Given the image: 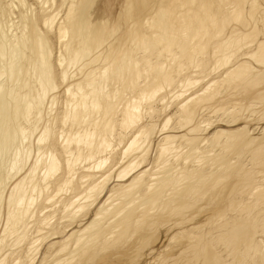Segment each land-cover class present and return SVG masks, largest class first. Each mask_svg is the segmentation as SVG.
I'll use <instances>...</instances> for the list:
<instances>
[{"label":"bare ground","instance_id":"obj_1","mask_svg":"<svg viewBox=\"0 0 264 264\" xmlns=\"http://www.w3.org/2000/svg\"><path fill=\"white\" fill-rule=\"evenodd\" d=\"M46 3L22 27L18 77L46 90L4 181L0 264H264V0Z\"/></svg>","mask_w":264,"mask_h":264},{"label":"rangeland","instance_id":"obj_2","mask_svg":"<svg viewBox=\"0 0 264 264\" xmlns=\"http://www.w3.org/2000/svg\"><path fill=\"white\" fill-rule=\"evenodd\" d=\"M12 1H13V0H6V2H5V0H3V1L0 0V5H1L0 8L2 7V8L0 9V12H2V14H0V29H1V30H0V37H2L3 32H4V34H7V36L5 35V36L7 37V38H5L6 40H4V37H5V36L3 35L4 37L1 38V42H0V50H2V51H0V56H1V57H0V60L2 61V60H3V57L7 55V56H6V59H5V57H4L5 61L3 60L4 62L2 61V63H0V64H1V65H0V71H1L0 76L4 75L3 77H0V78L2 79V80L0 79V80H1V83H0L1 85H0V87H2V89H3V91H2V89L0 88V89H1L0 95H1V97H5V99L9 98V99L6 100V102H8V104H7L8 108H6V109H9V110H10V108H11V112H10V111L8 112V111L4 110L3 115H2V111H1V113H0V115H1V117H2V119L0 118V119H1V121H0V123H1L0 126H3V127H0V130H1V131H0V142H1V144H0V148H1V149H0V150H1V151H0V157H1V159H0V160L3 159V160L0 162V163H1V164H0V168H2V169L0 170V171H1V172H0V176H2V178H3V182H4V181H8V183L6 182L7 184H10L11 179H12V181H11V183H12V182L15 181V180H13V179H18V178H16V177H20V175H21V174H19L20 172H19L18 174H16L17 170L19 171L18 166H19V165H24V164H23L24 162L26 163V158H29L28 155H30V158H31V155H32V152H31V151H33V147H32V146H33V143H32V142H33V137H32V135H30L29 130H25V131H24V133L27 134V135H24V133H23V134H20V133H18V132L20 131V129H21L20 127H22V126H24V127H25V126L28 127L32 122H34V123H35V122H36V123L39 122L38 120L41 119V116H40V115L42 114L41 112H42V110H43V107H41V106H43V104L40 103V106L37 107V106L39 105L38 101H40V100H39V98H38V101L35 102V103H33V101H34L33 98H34V95H35V96H38V94H39L38 97H43V94H44V93H42V92H45L44 90H46V86H44L45 84L42 83L41 81H38V82H40L39 85L41 84V85L39 86L38 84H36V83H38V82H37L36 79H34V78H32L31 81H26V82L24 81L23 76H21V78L19 79V77H20V75H21V72H22L23 69H24L23 67L25 66V65H24L25 63H23V61H24L23 59H26V55H27V50L24 49V47H23V42H22L23 30H24V28H25L24 26L26 25V21H25V18H24V17H27V15H26L27 12H26L25 10L28 9V8H26V6H27V7H29V6H33V7H34V4H35V7H36V6L40 7V5L42 4V2H43V4H42L41 6L47 4L48 2L46 3V1H49V0H45V1H44V0H40V1H39V0H36V1H35V0H24V1H23V0H20V1H19V0H14V1H18V2H20V3L24 2V3H25V4H24L25 7L23 6V3H22L21 5H22V7L25 8V9H23V8L21 7V5H19L20 3L18 4V2L15 3L14 1H13V2H12ZM27 1H28V2H27ZM37 1H39V2H37ZM41 1H42V2H41ZM9 2H10V3L12 2L13 4H12V3L10 4ZM31 2H32V3H31ZM5 3H6V5H5ZM14 3H15V4H14ZM37 3H38V4H37ZM17 4H18L19 6H18ZM27 4H28L29 6H28ZM2 5H4V7H3ZM8 6H9V7H8ZM10 6H11V7H10ZM13 6H15V7H14L15 9L12 8ZM7 7H8V9H7ZM16 7H17V8H16ZM35 7H34V8H35ZM9 8H10L11 10H9ZM18 8H19V10H18ZM6 9H7V10H6ZM3 10H5V12H3ZM12 10H13L14 12H13ZM16 10H18L19 12L22 11V12L20 13V15H19V12H18V11L15 12ZM6 11L9 13V15L7 14ZM9 11H10V12H9ZM11 12H12V13H11ZM25 12H26V13H25ZM23 13H24L25 15H24ZM3 14H4V16H3ZM12 14H14L15 16H14V15H13L14 17L11 16ZM22 15H24V16L22 17ZM10 16H11V17H10ZM1 17H2V19H4V20L6 19V20H5V21L2 20ZM7 17H8V18H7ZM15 17H16V19H15ZM19 17H20V18H19ZM9 18H10L11 20H9ZM13 18H14L15 20H14ZM18 18H19V19H18ZM21 18H22L23 22H22ZM8 20H9V21H8ZM16 20H17L18 22L22 23V24H19ZM19 20H20V21H19ZM14 21L16 22V25H17V23H18V25H21V26H16V25H14V24H13ZM6 22H7V23H6ZM10 22H12V23L9 24ZM5 25H7V28H6ZM12 25H14L15 28H16V27H17V28L14 30V29H13L14 27H13ZM8 26L11 27V28H10V31H11V32H12V30H14L12 33H11L10 31H8V30H9ZM3 27H4V28H3ZM22 27H23V30H22ZM5 28H6V29H5ZM18 28L20 29V31H19ZM11 29H12V30H11ZM3 30H4V31H3ZM21 31H22V32H21ZM24 31H25V30H24ZM9 32L12 34L11 39H10L11 34H10ZM15 32L17 33V35H16ZM18 32H19L20 34H19ZM8 33H9V34H8ZM14 33H15V35H14ZM21 33H22V34H21ZM1 34H2V35H1ZM8 35H9V36H8ZM19 35H21V36H19ZM8 37H9V38H8ZM16 37H17V39H16ZM18 37H19V38H18ZM20 37H21V39H20ZM13 38H14V41H15V39H16L17 42H16V41H15V42L12 41ZM9 39L11 40V42H10ZM3 41H4V42H3ZM5 41H6V42H5ZM18 41H19V42H18ZM20 41H21V42H20ZM13 42H14V43H13ZM6 43L8 44V46H7ZM16 43H17V44H16ZM19 43H20V44H19ZM21 43H22V44H21ZM4 44H5V46H4ZM14 44H15V48H13V47H14V46H13ZM18 44H19V45H18ZM2 45H3L4 47H3ZM9 45H11V46L9 47ZM16 45H17V48H16ZM21 45H22V46H21ZM6 46H7V47H6ZM19 46H20L22 49H21ZM7 48H8V49H7ZM9 48H10V52H9ZM11 48H12V49H11ZM6 49H7V51H4V50H6ZM17 49H18V50L20 49V50L17 51ZM23 49H24V50H23ZM11 50H13V51H11ZM21 50H22V51H21ZM3 51H4V54H6V55L2 54ZM6 52H7V53H6ZM12 52H13L15 58H14ZM20 52H21V53H20ZM22 52H23V53H22ZM25 52H26V53H25ZM9 53H10V54H9ZM17 53H18L19 55H17ZM24 53H25V54H24ZM20 54H21L22 58H21ZM8 55H10V57H9ZM11 55L13 56V58H11V57H12ZM23 56H24V58H23ZM19 57H20V58H19ZM1 58H2V59H1ZM7 59H8V60H7ZM9 59H12L11 62L13 61L11 64L9 63V62H10ZM13 59H14V60H13ZM15 59H16V60L18 59L17 62L15 61ZM20 59H21V60H20ZM1 61H0V62H1ZM6 61H7V62L9 61V62L7 63ZM14 61H15V62H14ZM19 62H21V64H20ZM4 63H5V64H4ZM6 63H7V64H6ZM15 64H16V65H15ZM18 64H19V65H18ZM3 65H4V66H3ZM5 65H6V66H5ZM9 65H10V67L8 68ZM12 65H13L14 67H11ZM22 65H23V66H22ZM16 66H17V67L20 66V67L17 68ZM5 67H6V68H5ZM21 67H22V68H21ZM12 68H13V70H11ZM16 68H17V69H16ZM5 69H7V70L10 69V70H8V72H7V70L5 71ZM14 69H15V70H14ZM3 70H4L6 73H5ZM2 71H3V72H2ZM9 71H12L13 74H14L15 76L12 74V72H9ZM18 72H19V73H18ZM2 73H3V74H2ZM4 73H5L6 75H7V74H8V75L6 76ZM17 73H18V74H17ZM22 73H23V72H22ZM1 74H2V75H1ZM10 74H12V76H11ZM16 75H17V76H16ZM22 75H23V74H22ZM9 76L13 77L14 80L12 81V78L9 77ZM18 76H19V77H18ZM7 77H8V78H7ZM10 78H11V79H10ZM4 79H5V80H4ZM16 79H17V80H16ZM21 79H22V80H21ZM18 80H19V81H18ZM32 80H33V81H32ZM2 82H3V84H2ZM5 82H6V83H5ZM8 82H9V83H8ZM12 82H13V83H12ZM14 82L16 83L15 85H14ZM19 82H21V83H19ZM22 82H23V83H22ZM27 82H28V84L30 85V88H28L29 86H27V85H28ZM4 83H5V84H4ZM11 83H12V84H11ZM17 83H18V84H17ZM33 83H35V84H33ZM10 84H11V85H10ZM23 84H24V85H23ZM26 84H27V85H26ZM5 85L8 86V87L6 88ZM20 85H21V87H20ZM25 85H26L27 87H26ZM3 86H4V87H3ZM24 86H25L26 88H25ZM31 86H32L33 89L31 88ZM34 86H35V87H34ZM16 87H17V89H16ZM18 87H19V88H18ZM22 87L25 88V91H22L23 93H22V92L19 93V92L23 89ZM39 87H43V88H39ZM34 88H35V89H34ZM36 88H37V89H36ZM4 89H5V90H4ZM6 89H7V90H6ZM10 89H11V90H10ZM12 89H13V93H11V92H12ZM26 89H27V90H26ZM29 89H30L31 91L33 90L31 96L29 95V93H31V91H30ZM40 89H41V90H40ZM14 90H15V91H14ZM19 90H20V91H19ZM23 90H24V89H23ZM9 91H10V92H9ZM34 91H35V92H34ZM36 91H37L38 93H37ZM40 91H41V92H40ZM2 92H4L5 94H3ZM6 92H9V93H7V94H9V95H7ZM24 92H25V93H24ZM27 92H28V93H27ZM39 92H40L41 94H40ZM16 93H17V94H16ZM10 94H11V96H10ZM12 94H13V95H12ZM15 94L18 95L19 98H18ZM20 94H21V95H20ZM25 94H27V96H26ZM36 94H37V95H36ZM2 95H3V96H2ZM4 95H5V96H4ZM6 95H7V96H6ZM22 95H24V96H22ZM12 96H13V97L15 96L16 98H18V99L20 100V105H21L22 102L24 103V105H21V107H20L21 110L19 109V110H20V114L17 113V114H19V115L21 116V119H20V116H19L18 120L15 119V117L18 116V115H16L15 111H13V107H14V106H13V105H12V106H9V105H11V103L13 102L14 99L17 100L16 98L10 100V98H13ZM21 96H22V98H21ZM25 96H26V97H25ZM28 96H29V97H28ZM23 97H24L25 99H24ZM27 97H28V98H27ZM32 97H33V98H32ZM29 98H30V100H29ZM31 98H32V99H31ZM21 99H22V100L24 99V101H22ZM9 100H10V101H9ZM15 100H14V101H15ZM26 101H27V102L29 101V103H27ZM31 101H32V102H31ZM9 103H10V104H9ZM23 103H22V104H23ZM31 103H33V104H31ZM37 103H38V104H37ZM42 103H43V101H42ZM27 104H28V105H27ZM30 104H31V105H30ZM25 105H27L28 107L30 106L29 109H31V110H32V108H33V111L31 112L32 115H30V117L33 118V116H34V118H33L34 120H33L32 118H29V120H31V121H29V122L26 121V122H27L26 125H25V123H22V122L24 121L22 117H24V119H25V116H24L23 114H24L25 112L27 113V111L29 112L30 110L28 109V107H27V109H26ZM33 105H35L37 108H35V106H33ZM23 106L25 107L26 110L23 108ZM32 106H33V107H32ZM40 107H41V108H40ZM22 109H23V110H22ZM36 109H39V110H38L37 112H35L34 110H36ZM40 109H41V110H40ZM5 111H6V113H5ZM39 111H40V112H39ZM7 112H8L9 114H8ZM21 112H22V113H21ZM23 112H24V113H23ZM33 112H34V113H33ZM14 113H15V114H14ZM37 113H38V114H37ZM39 113H40V115H39ZM4 114L8 115V117H7V118H8V121L5 119L6 116H5ZM13 114L15 115V117H14ZM35 114H36V115H35ZM9 115H10V118L12 117V118H11L12 121H11V119L9 118ZM11 115H12V116H11ZM4 116H5V117H4ZM35 116H36V117H35ZM39 117H40V118H39ZM3 118H4V119H3ZM13 118H14V119H13ZM36 118H37V119H36ZM35 119H36V121H35ZM13 120L15 121V124H16V125L13 124V123H14ZM16 121H17L18 125H17ZM21 121H22V122H21ZM5 122H8V123L10 124V126H11V127H14V128H11V127L9 126V124H7V123H5ZM11 122H12V123H11ZM24 122H25V121H24ZM30 122H31V123H30ZM4 123H5V124H4ZM28 123H30V124L27 125ZM6 124L8 125V127H7ZM12 124H13V125H12ZM20 124H22V125H20ZM39 124H40V123H39ZM5 125H6V126H5ZM5 127H6V128H5ZM17 127H19L18 130H17ZM9 129H10V130H9ZM12 129H13V131H15V132L17 131L16 133H17L18 135L11 134V132H12V133H15V132L11 131ZM3 130H4V131H3ZM9 131H10V132H9ZM3 132H6V134L3 133ZM7 132H8V133H7ZM20 132H21V131H20ZM22 132H23V131H22ZM28 132H29V133H28ZM1 133H3V135H2ZM28 134H29V135H28ZM1 135H2V136H1ZM4 135H5V136H6V135H9V137L6 136V138H5ZM10 135H11V137H10ZM13 136H14V138L17 139V141H16L14 138H12ZM15 136H16V137H15ZM21 136H23V138H22ZM24 136H25V137H24ZM27 136H28V137H31V139H30L31 141L28 140L29 138H26ZM1 137H4V138H1ZM10 138H12V139H11V141L9 142ZM18 138H19L20 140H19ZM24 138H26L28 141L23 140ZM2 139H4L5 141L2 140ZM13 139L15 140L14 142H13ZM7 140H8V141H7ZM18 141H19V142H18ZM23 141H25V142H29V141H30L31 144H30V145H29V143L26 144V143L23 142ZM3 142H4V143H3ZM12 142H13V146H14L15 144H18V148H20V149H19L20 152L17 151V153H16V151L11 150V149L18 150V149H16V148H17V145L15 146V148H14V147L11 148V146H12L11 143H12ZM15 142H16V143H15ZM20 142H21V143L23 142V143L26 144V145L21 144ZM5 143H6V144H5ZM8 143H9V144H8ZM19 143L21 144L20 146H19ZM2 144H4V145L2 146ZM8 145H9L10 147H9ZM22 145L24 146V148H26V146H27L26 151H27V152L30 151L31 153H30V152L27 153L26 151H24V148L22 147ZM1 146H2V147H1ZM5 146H6V147H5ZM28 146H29V147H28ZM8 147H9V149H8ZM21 147H22L23 149H22ZM3 148H4V149H3ZM5 148H7V151L5 150ZM31 148H32V150H29V149H31ZM2 149H3V150H2ZM4 150H5V152H4ZM8 150H10V151H8ZM21 150H23V151H21ZM24 152H25V153H24ZM9 153H10V154H9ZM13 153H14V156H15V154H19L20 157L23 156V155L25 156V154H26V157H25V158H23L24 156L21 157V159L23 158V159H25V161L22 159L23 163H21L22 161H21V159H20V157H19L18 155H16V156H17L20 160H19V161H18V159L15 160L14 156L12 157V154H13ZM23 153H24V154H23ZM21 154H22V155H21ZM27 154H28V155H27ZM9 157H11L12 160H11ZM17 157H16V158H17ZM30 158L28 159V162H29ZM9 160H10V164H9ZM14 160H15L16 162H15ZM11 161H12V162H11ZM13 161H14L15 164L18 162V163H17L18 166H17V164H16V168H17L16 171H14L15 169L13 168V166H15V165H13V164H14ZM7 162H8V163H7ZM2 164H3V165H2ZM9 165H11V167L13 168V171H14L15 173H14L13 171H10V170H12V168H11ZM2 166H4V167H2ZM7 166H8L9 168H11V169L9 170ZM20 167H21V166H19V168H20ZM6 169H7V171H6ZM4 170L6 171V173H5ZM3 171H4V173H3ZM8 171H10L11 173L13 172L14 175H13V173H12V174H11V173L8 174V173H9ZM1 173H3V175H2ZM21 173H22V172H21ZM5 175H6V177H5ZM7 175H8V177H9V176L11 177L10 180H9L10 177L8 178ZM11 175H13V176H11ZM15 175H17V176H15ZM13 177H14V178H13ZM0 178H1V177H0ZM2 178H1V180H2ZM6 179H7V180H6ZM1 180H0V182H2ZM4 183H5V182H4ZM4 183H3V185H2V183H0V185H1V186H0V189L2 190V191L0 190V194L2 193V194L0 195V196H1V197H0V200H3V201H4V198H3L4 196L2 197V195H4V194L7 193V186H8L6 183H5V185H4ZM6 185H7V186H6ZM3 186H4V187L6 186V188H4ZM3 189L6 190V191H4ZM3 192H4V193H3ZM5 192H6V193H5ZM3 201H2V202H3ZM2 202H1V203H2ZM1 203H0V204H1ZM2 204H3V203H2ZM2 204H1V206H2ZM1 206H0V208H1Z\"/></svg>","mask_w":264,"mask_h":264}]
</instances>
